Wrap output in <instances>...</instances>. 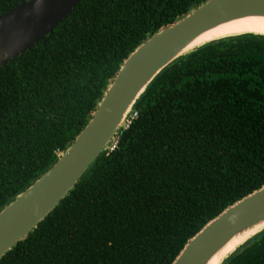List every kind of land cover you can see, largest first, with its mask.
<instances>
[{"label":"trees","instance_id":"obj_1","mask_svg":"<svg viewBox=\"0 0 264 264\" xmlns=\"http://www.w3.org/2000/svg\"><path fill=\"white\" fill-rule=\"evenodd\" d=\"M23 0H0V15ZM206 0H81L0 68V211L86 126L124 61ZM75 189L0 264H173L264 186V36L209 43L166 68ZM223 264H264V232Z\"/></svg>","mask_w":264,"mask_h":264},{"label":"water","instance_id":"obj_2","mask_svg":"<svg viewBox=\"0 0 264 264\" xmlns=\"http://www.w3.org/2000/svg\"><path fill=\"white\" fill-rule=\"evenodd\" d=\"M80 1L23 0L1 14L0 68L51 34ZM249 18H264V0H206L138 46L110 81L74 142L46 173L0 211V260L46 220L108 151L137 102L166 68L214 41L253 34L197 44L204 35L221 26ZM262 232L264 186L207 223L190 239L173 264H211L229 244L243 239L220 263L223 264Z\"/></svg>","mask_w":264,"mask_h":264},{"label":"bare ground","instance_id":"obj_3","mask_svg":"<svg viewBox=\"0 0 264 264\" xmlns=\"http://www.w3.org/2000/svg\"><path fill=\"white\" fill-rule=\"evenodd\" d=\"M246 33L264 35V18H249L221 26L220 28L204 35L197 44H203L205 42L217 40L226 36ZM241 242H243V239L233 241L227 246L221 255L215 257L211 264H220L225 257L232 253L237 246L241 244Z\"/></svg>","mask_w":264,"mask_h":264},{"label":"built area","instance_id":"obj_4","mask_svg":"<svg viewBox=\"0 0 264 264\" xmlns=\"http://www.w3.org/2000/svg\"><path fill=\"white\" fill-rule=\"evenodd\" d=\"M138 113L132 111L131 114L129 115V117L127 118V120L125 121V124L123 126V129H128L130 127V125L132 124V122L137 118ZM118 139L119 137L114 140V142L111 144V146L109 147L108 151L112 152L114 151V149L116 148L117 144H118Z\"/></svg>","mask_w":264,"mask_h":264}]
</instances>
